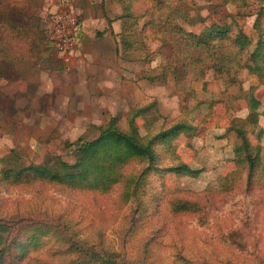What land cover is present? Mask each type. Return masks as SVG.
Returning a JSON list of instances; mask_svg holds the SVG:
<instances>
[{
    "label": "rangeland",
    "instance_id": "1",
    "mask_svg": "<svg viewBox=\"0 0 264 264\" xmlns=\"http://www.w3.org/2000/svg\"><path fill=\"white\" fill-rule=\"evenodd\" d=\"M148 1H133L135 15H144L137 24H124L119 35L108 30L98 36L84 31V15L57 0L2 3L7 23H21L25 29L23 37L0 40V158L11 159L0 162V171L46 163L63 173L56 161L75 160L74 146L67 143L97 137L98 127L112 117L127 129L138 108L152 105L137 118L142 136L179 121L195 127L171 147L158 145L159 166L177 162L175 153L199 170V176L151 171L138 198L127 201L122 182L102 193L71 190L29 174L5 179L0 172L3 264H73L87 253L92 260L127 264H264L263 64L240 70V88L232 87V95H240L235 101L227 98V74L218 68L177 87L165 67L173 52L160 38L164 16L155 0ZM162 1L169 10L177 9L181 16L176 24L185 31L200 33L215 23L240 26L251 37L252 48L259 39L257 0L237 5L225 0ZM62 10L74 13L84 33L77 39L74 35L69 61L51 38L56 13ZM121 14L120 8L108 16ZM145 23L149 25L142 31ZM101 51L111 68L105 77L97 56ZM254 98L260 101L259 114L255 123L246 124ZM240 126H246L253 145H261V165L251 190H245L242 180L232 190H222L225 177L236 169L231 130ZM144 167L133 161L125 173L136 176ZM181 201L196 204L195 210H174ZM34 238L38 245L31 243Z\"/></svg>",
    "mask_w": 264,
    "mask_h": 264
},
{
    "label": "trees",
    "instance_id": "2",
    "mask_svg": "<svg viewBox=\"0 0 264 264\" xmlns=\"http://www.w3.org/2000/svg\"><path fill=\"white\" fill-rule=\"evenodd\" d=\"M110 1L121 8L122 14L120 18L129 27L137 24L139 19L144 16L135 15L133 5V1L135 0ZM155 1L157 3H152L157 6L165 20L160 38L164 45L172 48L173 52L165 67L173 76L175 85L182 89L184 82L199 80L205 77L209 69L218 68L227 74V98L231 96V100L235 101L240 97V95H232L233 88L239 89L242 82L240 70L248 67L250 63L257 62L262 63L264 67V29L261 26L262 17L264 16V0H257L261 7L256 11L254 25L260 35L254 48H252L253 42L251 37L240 26H237L235 29L233 26L214 23L205 27L200 33L185 31L181 25L176 24V18L181 16L178 15L177 9L173 8L169 10V7L162 0ZM225 1L237 5L241 2L246 3L247 0ZM70 2L71 0H64L62 4L70 5ZM148 2L151 3L150 0ZM4 9L7 10L0 0V31L2 30L0 36H3L0 37V40L10 42L13 39L11 36L23 37L22 31L25 29L23 24L17 22L14 25L8 24ZM147 25L149 23H145L142 31ZM83 34L81 22L78 20L73 37L76 35L77 39ZM85 37L84 35L82 38ZM196 50H198V55H194L193 53ZM2 77L3 74L0 69V80ZM262 83L264 84V71ZM259 102L256 98L252 100L246 124L248 122H256L257 114H259L257 108L260 104ZM151 106L138 108L127 129H123L120 126L119 118L112 117L106 124L98 127L99 134L97 137L93 139L79 137L75 142L67 143L68 147L74 146L75 160L72 163L62 159L56 161L59 166L65 168L66 171L63 173L56 172L46 163L30 164L28 166L16 165L17 168L10 167L8 169L4 167L0 172H2L5 179H19L23 174H29L36 180L51 182L71 190H90L102 193L109 192L113 186L122 182L124 184L122 196L127 201L132 197L138 198L139 194H141L139 190L141 189L143 179L151 171L185 174L192 177L199 176V170L193 169L186 162L179 160L178 155L175 153H173V156L177 162L167 167L159 166L160 155L157 151L158 145H168L171 147L175 139L181 134L195 129V127L186 121H179L168 127L162 125L156 131L152 129L148 135L142 136L139 132L137 118L138 116H145L151 109ZM237 107L238 105H236ZM231 131L234 132L236 140L234 148L236 169L232 171L231 175L225 177L222 190H232L242 180L245 190L248 191L253 188L255 175L261 165L262 147L261 145L252 144L246 126L232 127ZM133 161L145 164L142 172L136 176L125 173V168ZM0 162L4 164L10 163L11 159L3 157L0 158ZM192 205L190 202L181 201L178 205H174L173 209L179 212L193 211L196 208V204H194V207ZM1 226L3 227L0 224ZM31 243L38 245L35 238L31 240ZM90 258L91 255L87 253L83 258V262L82 259L73 261V264H127L124 262L117 263L115 259L92 260ZM0 264H3L1 255Z\"/></svg>",
    "mask_w": 264,
    "mask_h": 264
},
{
    "label": "crops",
    "instance_id": "3",
    "mask_svg": "<svg viewBox=\"0 0 264 264\" xmlns=\"http://www.w3.org/2000/svg\"><path fill=\"white\" fill-rule=\"evenodd\" d=\"M1 1L3 4L7 3V0ZM57 1L58 4L64 3V0ZM70 6L78 14L84 15L82 27L85 32H89L88 34H92L95 32L98 36V32H101V35H108L110 33L108 32V30H111L114 32V34L119 35V33H121L124 29L126 30V28H124L122 18H114L112 16H108L116 15L120 11V7L114 2H111L109 0H71ZM85 15H98V17H89ZM108 18H110L112 21L109 22ZM97 56L100 57L99 67L101 69V73L104 75L103 77H105L106 74L108 75L111 72L110 63L104 60V55H102V51L98 52ZM126 67H128V62L126 64ZM116 68L118 70L119 66H117Z\"/></svg>",
    "mask_w": 264,
    "mask_h": 264
},
{
    "label": "built area",
    "instance_id": "4",
    "mask_svg": "<svg viewBox=\"0 0 264 264\" xmlns=\"http://www.w3.org/2000/svg\"><path fill=\"white\" fill-rule=\"evenodd\" d=\"M73 14V12L68 10L56 13L51 29V38L66 61L70 59L68 55L73 48V34L77 24V20Z\"/></svg>",
    "mask_w": 264,
    "mask_h": 264
}]
</instances>
